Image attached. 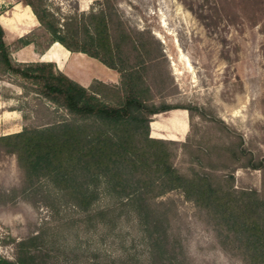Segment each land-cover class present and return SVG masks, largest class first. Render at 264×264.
<instances>
[{
    "label": "trees",
    "instance_id": "1",
    "mask_svg": "<svg viewBox=\"0 0 264 264\" xmlns=\"http://www.w3.org/2000/svg\"><path fill=\"white\" fill-rule=\"evenodd\" d=\"M23 2L40 24L18 36L12 47L0 22V73L32 81L71 117L0 134V151L16 155L21 170L20 184L2 195L9 200L21 197L53 214L72 205L87 217L99 214V223L109 227L134 217L146 238L151 264H190L179 223L180 205L190 200L226 251L240 256L244 264H264V185L258 189L241 182L236 187L235 167L230 165L244 158L240 166L264 172V157L234 141L210 146L193 143L190 137L179 141L151 135L152 116L185 108L192 125L195 114L191 104L163 98L169 75L163 74L165 54L151 30L130 26L112 0L62 17L44 0ZM233 2L238 9L231 10V0H203L200 8H189L210 31H217L222 22L248 19L256 24L264 19V0ZM55 42L99 58L121 74L120 83L96 80L87 87L59 69L56 61L12 57L13 48L32 43L44 54ZM180 146L193 154L185 169L174 160ZM175 191L184 199L168 194ZM45 234L41 228L20 239L2 240L13 243L14 257L0 253V264H40Z\"/></svg>",
    "mask_w": 264,
    "mask_h": 264
},
{
    "label": "rangeland",
    "instance_id": "2",
    "mask_svg": "<svg viewBox=\"0 0 264 264\" xmlns=\"http://www.w3.org/2000/svg\"><path fill=\"white\" fill-rule=\"evenodd\" d=\"M44 1L62 17L77 9H97L103 0ZM112 1L130 26L149 29L161 41L165 54L161 67L163 74L169 75L163 98L195 107L192 125L185 108L152 116L160 123L155 137L179 141H189L190 137L193 143L210 146L234 141L236 146L264 157V19L256 24L248 19L235 24L222 22L217 31H210L189 8L190 5L200 8L203 0ZM231 2V10L238 9V3ZM24 5L23 0H0V22L12 47L18 36L40 24L31 7ZM53 46L41 54L31 43L13 48L12 57L18 61L55 60L59 69L87 87L96 80L109 85L120 83L121 74L116 69L110 70L99 58L72 51L65 62L67 49H52ZM51 49L58 61L48 56ZM176 110H185V116L180 115L186 122L184 134L170 121ZM69 117L71 114L64 107L39 93L32 81L16 73H0V134ZM161 129L167 132L163 134ZM217 151L216 148L213 153L215 160L219 159ZM192 156L180 146L174 160L185 169ZM242 161L244 158H238L230 164L235 167V186L243 182L262 189L264 172L248 170L240 166ZM20 180L16 155L0 151L1 254L14 257L13 243L4 244L2 240L20 239L31 230L42 228L46 234L42 241L44 250L38 252L44 257L40 264H151L146 238L134 217L109 227L99 223V214L90 218L72 205H64L53 214L47 207H35L21 197L9 200V196L2 195L3 190L19 185ZM168 194L184 199L178 191ZM180 214L181 236L190 264H244L240 256L221 246L192 201L185 199L181 203Z\"/></svg>",
    "mask_w": 264,
    "mask_h": 264
},
{
    "label": "crops",
    "instance_id": "3",
    "mask_svg": "<svg viewBox=\"0 0 264 264\" xmlns=\"http://www.w3.org/2000/svg\"><path fill=\"white\" fill-rule=\"evenodd\" d=\"M51 48V47H50ZM49 48V49H50ZM55 48H57V49H63V48H65L62 44H60L59 42H55L54 43V46L52 47V49H55ZM48 49V50H49ZM50 50V52H49V54H48V56L49 57H52V58H55V59H57V61H58V58H56V55H55V53L54 52H52L53 50ZM68 52H69V55H68V57L66 58V60H65V62L68 60V58H69V56H70V53H72L71 51H69V50H67ZM51 53V54H50ZM64 55V54H63ZM53 61H55V60H53ZM65 62H64V64H63V66L65 65ZM68 62V61H67ZM57 63V62H56ZM107 66V65H106ZM108 68H110V70H112V68L111 67H109L108 66ZM112 73H113V71H111ZM171 111V110H170ZM169 115V114H168ZM180 115L181 116H185V110H181V111H174V115L170 118V121L172 122V123H175V126L177 127V128H179V130H180V132L182 133V134H184L185 133V131H186V122H184V117H182L183 119L181 120L180 119ZM156 116H160V114H158V115H156ZM153 123H155V126H153ZM159 126H160V123H159V121H152V123H151V127H152V131H151V135L152 136H156L157 135V132H156V130H157V128H159ZM154 128H155V130H154ZM160 132H162L163 134H164V132H167V130L166 129H161L160 130ZM172 138V137H171ZM174 138V137H173Z\"/></svg>",
    "mask_w": 264,
    "mask_h": 264
},
{
    "label": "bare ground",
    "instance_id": "4",
    "mask_svg": "<svg viewBox=\"0 0 264 264\" xmlns=\"http://www.w3.org/2000/svg\"><path fill=\"white\" fill-rule=\"evenodd\" d=\"M52 46V45H51ZM50 46V47H51ZM178 51L181 53V55L180 56H183V52H181V49L180 48H178ZM188 64V63H187ZM153 126H155V123H153Z\"/></svg>",
    "mask_w": 264,
    "mask_h": 264
}]
</instances>
